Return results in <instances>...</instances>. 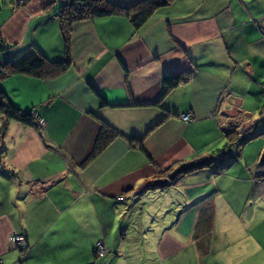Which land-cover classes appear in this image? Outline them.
<instances>
[{
  "label": "crops",
  "instance_id": "1",
  "mask_svg": "<svg viewBox=\"0 0 264 264\" xmlns=\"http://www.w3.org/2000/svg\"><path fill=\"white\" fill-rule=\"evenodd\" d=\"M60 3L0 2V62L33 49L70 60L51 78L0 77L9 102L36 121L0 114V264H169L186 247L216 264L215 228L233 263L264 264V0H172L139 26L130 15L86 17L67 40ZM174 74L183 79L164 91ZM101 121L119 135L81 165ZM198 159L210 164L157 179ZM116 211L127 226L108 240ZM12 233L25 248L10 246ZM147 241L144 261L133 249Z\"/></svg>",
  "mask_w": 264,
  "mask_h": 264
},
{
  "label": "trees",
  "instance_id": "2",
  "mask_svg": "<svg viewBox=\"0 0 264 264\" xmlns=\"http://www.w3.org/2000/svg\"><path fill=\"white\" fill-rule=\"evenodd\" d=\"M5 1V0H2ZM0 0V2H2ZM54 1V0H53ZM172 0H140L130 6L118 5L111 0H61L58 7L57 16L60 24V32L64 40L68 39L71 25L75 21L86 17L105 16L109 14H124L131 16L134 26L144 23L149 16L159 7H162ZM6 48V43L0 37V52ZM70 64L68 51L65 50V56L60 60H49L42 53L33 49L30 53L25 54L16 61L7 60L0 62V77H6L12 74H32L44 78H51L68 67ZM183 79V74L165 75L163 79L164 91L177 85ZM0 114L5 118L16 120L23 124H35V116L29 110H20L13 106L6 98L2 89H0ZM5 121L0 127V134L3 132ZM119 135V131L110 124L101 121L98 133L94 139L91 151L81 162L85 165L93 159L103 148H105L114 138ZM130 141L135 137L128 138ZM138 140V139H137ZM141 147L140 139L138 145ZM220 150V149H219ZM210 164L205 160H193L185 165L179 166L176 170L171 167L160 171V177L157 179L172 180L174 177L181 176L189 171L200 169L202 166ZM154 180V179H153ZM151 188V185L148 186ZM122 232V231H121ZM198 236V234H196ZM196 238V237H195ZM96 243V242H95Z\"/></svg>",
  "mask_w": 264,
  "mask_h": 264
},
{
  "label": "rangeland",
  "instance_id": "3",
  "mask_svg": "<svg viewBox=\"0 0 264 264\" xmlns=\"http://www.w3.org/2000/svg\"><path fill=\"white\" fill-rule=\"evenodd\" d=\"M3 198L4 197H1L0 201H2ZM5 205H7V204H4V205L0 204V206H5ZM112 216H114V218H115V221H114L115 222V229L112 231H109L107 229L105 231V233H104L105 235H107V232H108V235L106 236V238L108 240H110V239L113 240V238L115 236L119 237V231H121L120 228L123 231L124 228L127 226L125 222L128 221L127 216L123 215V211L122 212L116 211ZM154 220H155V217L150 216V218H148L147 226H150V227H149V231L147 233H149V234H152V230H151L152 228L155 231L159 227V224H158L159 219L157 218V216H156L155 222H154ZM213 233H215V236L217 234L219 236V240H217V242L213 243V245L211 247V251H210V254L214 257L216 264H236V263H233L231 251H229V253H228V250H226V246H223V244L220 243L221 239H222V234H224L222 228H215V231H213ZM146 239H148V237H146ZM103 241H105V240L103 239ZM150 245H151L150 241H147L144 244V246H142V243L139 242V244L133 249V251L135 254H138L142 260L146 261V258H148V256L151 254V252L148 251V247ZM214 247H217V249H215ZM218 248L221 249V253L219 252ZM182 252H184L185 254H182L181 256H179L180 258L178 257L177 259L176 258L173 259L169 264H177V263H175L177 260H179L181 262V264H199V259L191 256L192 252H191V249L189 247L184 248ZM98 257H101V256H98ZM202 257H203V255L200 256V259ZM100 261H101V259H100ZM155 262L157 264H165L166 260H161V259L158 260L156 258ZM206 262H210L211 264H213V259L212 260L207 259L206 261L204 260V264H206Z\"/></svg>",
  "mask_w": 264,
  "mask_h": 264
},
{
  "label": "built area",
  "instance_id": "4",
  "mask_svg": "<svg viewBox=\"0 0 264 264\" xmlns=\"http://www.w3.org/2000/svg\"><path fill=\"white\" fill-rule=\"evenodd\" d=\"M180 116L185 121L190 120V116L187 113H182ZM36 120L39 125H42L44 123V120L42 118L38 117L36 118ZM8 241L11 247L23 249L26 246V238L23 234H20V233L10 234V236L8 237ZM106 251L107 249L103 243V240L96 241L94 245L95 254L98 256H102L106 253Z\"/></svg>",
  "mask_w": 264,
  "mask_h": 264
},
{
  "label": "clouds",
  "instance_id": "5",
  "mask_svg": "<svg viewBox=\"0 0 264 264\" xmlns=\"http://www.w3.org/2000/svg\"><path fill=\"white\" fill-rule=\"evenodd\" d=\"M37 118V117H36Z\"/></svg>",
  "mask_w": 264,
  "mask_h": 264
}]
</instances>
